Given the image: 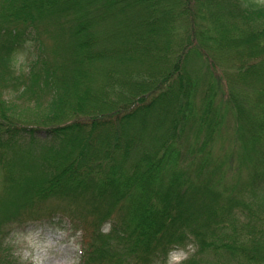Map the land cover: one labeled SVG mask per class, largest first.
I'll return each mask as SVG.
<instances>
[{
	"label": "trees",
	"instance_id": "obj_1",
	"mask_svg": "<svg viewBox=\"0 0 264 264\" xmlns=\"http://www.w3.org/2000/svg\"><path fill=\"white\" fill-rule=\"evenodd\" d=\"M0 91V231L50 199L79 264H264V3L0 0Z\"/></svg>",
	"mask_w": 264,
	"mask_h": 264
},
{
	"label": "rangeland",
	"instance_id": "obj_2",
	"mask_svg": "<svg viewBox=\"0 0 264 264\" xmlns=\"http://www.w3.org/2000/svg\"><path fill=\"white\" fill-rule=\"evenodd\" d=\"M256 1L258 3H264V0ZM23 59L24 56L20 55L19 60L23 61ZM17 67H19V62H17ZM202 67L204 68L203 65ZM216 83L221 86V82L218 79ZM0 97L5 98L2 91H0ZM13 102L17 101L13 100ZM7 106L11 109L6 107L5 102L4 105H0L1 117H4V115L16 116L18 113L27 116H36V107L25 108L18 103L15 104L14 109L10 105ZM228 119L231 124L232 118L230 115H228ZM223 141L225 146L223 147L221 142H218V146L220 148L222 146L225 151L236 149V145L239 146L233 138L230 141L226 139ZM28 161L27 159L24 160L25 163ZM27 166L30 165L17 164L14 168L13 175H18L23 167ZM241 168L240 171H237V176L240 182L247 184L246 181L248 180L250 166L242 163ZM23 171L25 172L26 170L24 169ZM6 175L4 170L0 168V220L2 221H5L6 217L10 218L14 215L13 212L17 209L15 203L21 201L22 197L21 192L15 191V187L8 188V190L4 188ZM231 176L234 175H228L227 177L230 179ZM9 197L11 200H7ZM258 200L264 202V197L260 196ZM55 204L50 199L45 200L41 206L42 209L39 210L38 216L30 217L32 213L28 209L20 215L21 219L18 218L4 228L2 227L3 229L1 231L8 230L2 238V242L7 243L10 252L16 260V264H79L82 244V240L80 239L81 230L76 228L70 217L65 213H57L58 215H54V217L49 216L47 210L55 208L52 207ZM190 250L191 247L188 245L184 248H174L170 253L182 251L187 256Z\"/></svg>",
	"mask_w": 264,
	"mask_h": 264
},
{
	"label": "clouds",
	"instance_id": "obj_3",
	"mask_svg": "<svg viewBox=\"0 0 264 264\" xmlns=\"http://www.w3.org/2000/svg\"><path fill=\"white\" fill-rule=\"evenodd\" d=\"M186 258V254L182 251L172 252L169 254L168 264H180V261Z\"/></svg>",
	"mask_w": 264,
	"mask_h": 264
}]
</instances>
